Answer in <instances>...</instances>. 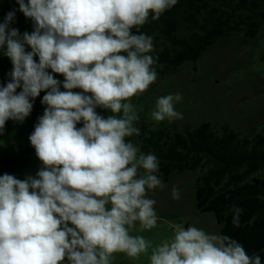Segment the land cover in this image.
Segmentation results:
<instances>
[{"label": "clouds", "instance_id": "obj_1", "mask_svg": "<svg viewBox=\"0 0 264 264\" xmlns=\"http://www.w3.org/2000/svg\"><path fill=\"white\" fill-rule=\"evenodd\" d=\"M177 2L16 0L32 32L11 27L15 9L0 22V51L13 66L0 84V134L9 120L25 121L41 92L46 106L28 137L41 167L24 179L0 175V264H113L117 253L148 254L149 264H264L236 239L183 223L171 224L172 236L155 246L132 234L137 224L157 226L148 193L166 187L158 157L126 140L139 135L128 101L158 76L153 38L140 28ZM181 99L158 97L153 120L182 119ZM172 197L180 198L175 186ZM231 212L239 227L244 209Z\"/></svg>", "mask_w": 264, "mask_h": 264}, {"label": "rangeland", "instance_id": "obj_2", "mask_svg": "<svg viewBox=\"0 0 264 264\" xmlns=\"http://www.w3.org/2000/svg\"><path fill=\"white\" fill-rule=\"evenodd\" d=\"M7 2L10 0H0V22H3L10 10L15 9V21L11 27L17 28L21 35L24 32L31 33L32 21L18 10L19 6L5 11L4 5ZM237 20L235 17V21ZM192 31L193 29L183 24L178 29V35L188 38ZM161 42L167 44L163 38ZM26 50L31 49L26 46ZM11 66L10 59L0 51V84H5L11 78ZM153 67L158 74L157 80L147 91L128 101L138 115V120L134 122L138 129L145 126L152 130L165 129L171 133H184L206 121L217 132L226 126L248 137L264 134V25L254 38L247 37L245 33L218 37L196 63L187 62L175 72L165 71L163 65ZM55 78L61 81L64 79L58 74ZM61 90L63 91L62 88ZM175 93L182 96L175 109L182 113L183 118L172 121L166 119L162 122L153 120L151 113L157 98ZM40 105L42 111L36 115L35 120L23 125L7 124L3 134H0V175L7 173L24 179L29 175L35 176L41 167L28 139L30 129L38 123V118L43 115L46 107L42 103ZM100 110L97 109L100 115L109 114ZM81 126L82 124L77 125ZM126 140L137 146L141 142L138 135L127 137ZM5 160H13L14 163L2 164ZM158 175L166 187L148 193L156 201L154 207L158 216L157 226L151 231H140L137 224L133 235H143L155 246L172 236L170 225L173 223H183L185 227L196 226L209 233H220L215 215L197 209L195 185L200 175L199 170L173 171L167 179L160 172ZM174 186L180 192L178 200L172 197ZM150 252L151 249L149 254ZM113 264H149L148 254L142 255L139 260H133L117 253L114 254Z\"/></svg>", "mask_w": 264, "mask_h": 264}, {"label": "trees", "instance_id": "obj_3", "mask_svg": "<svg viewBox=\"0 0 264 264\" xmlns=\"http://www.w3.org/2000/svg\"><path fill=\"white\" fill-rule=\"evenodd\" d=\"M17 6L16 0H10L4 10ZM183 24L193 29L188 38L178 35ZM263 25L264 0H178L158 20L149 16L148 23L140 31L153 38L151 55L157 58L154 66L163 65L165 71L175 72L187 62L196 63L218 37L245 33L254 38ZM132 31L137 30L133 28ZM162 38L167 44L161 42ZM43 94L41 92L32 101V112L23 123L9 120L6 125H23L35 120L42 111ZM33 131L34 127L30 133ZM138 138L142 152H151L158 157L159 172L165 179L173 171L199 170L195 185L197 209L212 212L220 226V234L236 239L249 255L257 253L264 262L263 133L248 137L226 126L217 132L205 121L184 133L143 126ZM1 163L12 164L14 161ZM234 205L244 209L239 227L232 224L231 208Z\"/></svg>", "mask_w": 264, "mask_h": 264}]
</instances>
